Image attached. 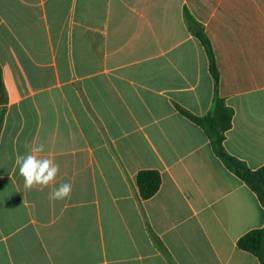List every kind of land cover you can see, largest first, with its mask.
Here are the masks:
<instances>
[{"label": "crops", "instance_id": "crops-1", "mask_svg": "<svg viewBox=\"0 0 264 264\" xmlns=\"http://www.w3.org/2000/svg\"><path fill=\"white\" fill-rule=\"evenodd\" d=\"M0 69V264H262L237 242L264 206L179 109L203 117L217 95L225 151L264 167V0H0ZM34 141L60 172L23 192ZM142 170L160 174L148 200Z\"/></svg>", "mask_w": 264, "mask_h": 264}, {"label": "trees", "instance_id": "trees-1", "mask_svg": "<svg viewBox=\"0 0 264 264\" xmlns=\"http://www.w3.org/2000/svg\"><path fill=\"white\" fill-rule=\"evenodd\" d=\"M184 18L188 29L202 45L209 62V72L214 81L216 90L219 74L211 43L204 33L203 27L197 23L188 11L184 10ZM216 92V91H215ZM0 99L4 100V89L0 69ZM2 102L0 103V105ZM179 112L190 121L198 125L209 139L214 154L220 159L224 166L256 194L259 202L264 206V167L257 170H250L238 159L230 156L224 149V134L231 126L232 110L217 95L214 96L210 111L203 117H195L188 112L179 109ZM3 112L0 110V129L2 125ZM136 186L141 200H148L153 197L160 187V174L155 170H142L136 175ZM156 245L165 253L163 248L154 240ZM237 246L239 249L248 252L264 264V228L253 230L242 236ZM166 254V253H165ZM169 264H174L170 259Z\"/></svg>", "mask_w": 264, "mask_h": 264}, {"label": "clouds", "instance_id": "clouds-1", "mask_svg": "<svg viewBox=\"0 0 264 264\" xmlns=\"http://www.w3.org/2000/svg\"><path fill=\"white\" fill-rule=\"evenodd\" d=\"M26 152L17 154L15 164L19 175L23 178L22 191H30L34 188H46L53 185L60 172V166L47 156L41 155L44 144H36L35 141L25 145ZM73 185L65 182L52 187L49 199L54 201L64 200L71 196Z\"/></svg>", "mask_w": 264, "mask_h": 264}, {"label": "water", "instance_id": "water-1", "mask_svg": "<svg viewBox=\"0 0 264 264\" xmlns=\"http://www.w3.org/2000/svg\"><path fill=\"white\" fill-rule=\"evenodd\" d=\"M0 101H1V99H0Z\"/></svg>", "mask_w": 264, "mask_h": 264}]
</instances>
